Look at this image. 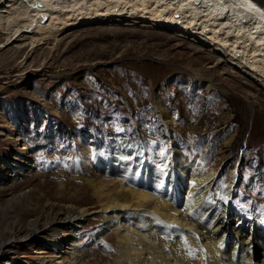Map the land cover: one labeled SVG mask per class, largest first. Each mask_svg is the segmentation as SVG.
Instances as JSON below:
<instances>
[{
	"label": "rangeland",
	"instance_id": "374dc122",
	"mask_svg": "<svg viewBox=\"0 0 264 264\" xmlns=\"http://www.w3.org/2000/svg\"><path fill=\"white\" fill-rule=\"evenodd\" d=\"M21 4L9 0L2 10L8 15ZM161 21L125 13L81 25L69 19L43 36L35 27L20 28L22 35L0 27V225L18 217L14 208L25 218L32 215L25 210L41 211L45 199L36 204L35 196H58L60 179L81 183L72 178L86 155L91 161L98 151L121 145L144 154L165 148L153 107L157 96L174 118L182 148L201 152L208 166H217L223 186L235 165L238 178L227 194L228 207L245 218L254 214L264 226L262 76L243 58L237 62V55L218 58L223 49L207 45L212 38L199 45L195 36L209 38L200 29L189 35ZM188 75L201 80L194 91ZM225 123L234 137L228 152H221ZM87 217L78 238L84 264H105L88 233L102 218L99 212ZM35 237L32 244H18L11 262L37 264L36 255L51 252ZM110 245L115 247L113 240Z\"/></svg>",
	"mask_w": 264,
	"mask_h": 264
},
{
	"label": "bare ground",
	"instance_id": "6f19581e",
	"mask_svg": "<svg viewBox=\"0 0 264 264\" xmlns=\"http://www.w3.org/2000/svg\"><path fill=\"white\" fill-rule=\"evenodd\" d=\"M8 1L0 0V27L14 33L35 27L43 36L57 32L69 19L81 25L122 13L163 19L161 24L185 28L179 30L189 35L190 29H200L209 38L195 36L199 45L212 38L216 42L207 45L232 53L220 50L218 58L237 55V62L243 58L262 76L264 87V3L260 0H19L22 4L7 15L2 9ZM173 17L187 27L172 23ZM187 78L189 90H196L201 80ZM205 85L211 90L214 86ZM153 105L166 147L144 154L134 146L121 145L103 154L98 151L89 162L84 156L77 177L72 178H80L81 183L72 186L71 180L60 179L58 196H35L36 204L45 199L41 211L25 210L32 213L25 218L24 211L20 214L14 208L18 217L0 225V264H28V260L10 259L19 243L32 244L37 234L51 248L34 257L37 264H84L78 238L91 212H99L102 218L88 233L98 241L105 264H264V226L254 214L245 218L228 207L227 194L238 178L235 165L228 173V185L223 186L217 166H208L201 152L182 148L174 118L157 96ZM228 125L223 129L224 148H218L221 152H228L234 137ZM13 129L21 139L20 131ZM5 169L9 171L8 165ZM108 248L114 250L108 253Z\"/></svg>",
	"mask_w": 264,
	"mask_h": 264
}]
</instances>
